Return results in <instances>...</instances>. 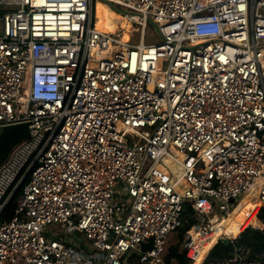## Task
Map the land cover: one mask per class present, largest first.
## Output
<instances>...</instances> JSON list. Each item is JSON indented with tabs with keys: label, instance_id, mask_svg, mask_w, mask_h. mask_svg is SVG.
I'll return each instance as SVG.
<instances>
[{
	"label": "built area",
	"instance_id": "1",
	"mask_svg": "<svg viewBox=\"0 0 264 264\" xmlns=\"http://www.w3.org/2000/svg\"><path fill=\"white\" fill-rule=\"evenodd\" d=\"M94 1L0 0V264H164L185 204L186 264H264V0H107L135 43Z\"/></svg>",
	"mask_w": 264,
	"mask_h": 264
},
{
	"label": "trees",
	"instance_id": "2",
	"mask_svg": "<svg viewBox=\"0 0 264 264\" xmlns=\"http://www.w3.org/2000/svg\"><path fill=\"white\" fill-rule=\"evenodd\" d=\"M16 195L7 203L4 209L0 212V222L9 219L15 209ZM260 219L264 222V207L261 208L259 213ZM197 222L196 215L194 211L190 208L188 204L183 206L182 210V222L180 226L174 231L176 233L177 243L175 245L170 246L166 254L164 256V264H171L172 260H175L176 264H186L187 258L184 254V239L186 231ZM172 232V233H174ZM171 233V234H172ZM170 234V235H171ZM240 242L249 243L252 248H264V233L254 232L250 229L244 231L240 238ZM181 245V246H180ZM150 247V244H143L142 248L146 249ZM230 249L225 245L217 244L212 252L210 253V257H216L219 255H224L228 253ZM138 254L133 252L129 256V264H139L138 263Z\"/></svg>",
	"mask_w": 264,
	"mask_h": 264
},
{
	"label": "rangeland",
	"instance_id": "3",
	"mask_svg": "<svg viewBox=\"0 0 264 264\" xmlns=\"http://www.w3.org/2000/svg\"><path fill=\"white\" fill-rule=\"evenodd\" d=\"M96 4H101L103 6L102 9H98L97 6L95 7ZM93 10L94 12L92 15V21L95 22L97 17L96 14H100L102 17L100 27L102 29L113 31V33L119 37L122 35L124 29L123 27H121V24L123 23V18H124L123 14L126 13V11L123 10L122 7L107 0H95ZM111 14L114 15V18L111 17ZM130 25H131L130 30L127 32L125 39L129 40L131 43H135L138 40V31L135 30L136 25L133 24ZM161 36L162 35L158 30L157 26L153 24L151 21H149L146 32V41L155 42L158 41L159 37ZM49 227L51 228V235L54 237L58 236L60 232L63 233V229L59 225H51ZM85 243L86 244H84V246L88 247L89 249L90 248L89 243L88 242ZM176 243H177L176 233L174 232L171 235H169L167 239L166 251L170 246L175 245ZM171 264H176L175 260H172Z\"/></svg>",
	"mask_w": 264,
	"mask_h": 264
},
{
	"label": "water",
	"instance_id": "4",
	"mask_svg": "<svg viewBox=\"0 0 264 264\" xmlns=\"http://www.w3.org/2000/svg\"><path fill=\"white\" fill-rule=\"evenodd\" d=\"M30 133L27 123L4 126L0 132V164L6 159L11 148L24 139H29ZM221 244L228 246L229 240L222 238Z\"/></svg>",
	"mask_w": 264,
	"mask_h": 264
},
{
	"label": "bare ground",
	"instance_id": "5",
	"mask_svg": "<svg viewBox=\"0 0 264 264\" xmlns=\"http://www.w3.org/2000/svg\"><path fill=\"white\" fill-rule=\"evenodd\" d=\"M96 6H97L98 9H102V7H103L101 4H96L95 7ZM96 15H97V17H96V20L94 22L95 28H97L98 30H100L102 32H113V31H109L107 29H102L100 27V24H101V21H102V17H101L100 14H96ZM111 17L114 18V15L111 14ZM121 27H123L124 31H123L122 35L120 36V40L121 41H127L125 39V36H126L127 32L130 30L131 25L123 18V23L121 24ZM115 29H116V26H115ZM260 178H261L260 180H263L264 177L263 178L260 177Z\"/></svg>",
	"mask_w": 264,
	"mask_h": 264
}]
</instances>
